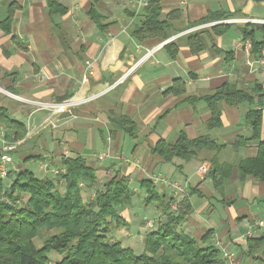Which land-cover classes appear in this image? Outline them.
Returning <instances> with one entry per match:
<instances>
[{"label": "crops", "instance_id": "0c3cea01", "mask_svg": "<svg viewBox=\"0 0 264 264\" xmlns=\"http://www.w3.org/2000/svg\"><path fill=\"white\" fill-rule=\"evenodd\" d=\"M50 1L60 3L66 12L50 13ZM147 1L0 0V106L28 128L27 135L15 142L20 146L17 164L35 173L48 166L41 177H53L64 156H83L97 168V183L104 184L114 174L128 177L133 202H145L147 190L141 182L152 180L161 196V202L153 206L159 214L155 224L141 222L137 235L125 231L132 220L129 205L120 211L126 225L113 230L112 239L125 240L131 248L138 242L144 248L147 232L165 219V203L177 197L171 183H187L182 199L188 200L190 212L183 229L197 239L213 229L211 242L220 241L238 255L240 264H264L247 253L248 238L264 236V181L241 180L236 168L241 159L258 151L259 139L251 138L252 126L246 120L250 108L263 109L260 140H264V101L262 105L223 104V125L209 128L211 111L206 102L186 99L207 94L225 82L250 91L260 84L264 90V70L251 52L252 41L241 33L246 24L243 19H264V0H162L165 14L181 11L167 38L178 53L173 56L175 47L163 46L141 61L164 41L158 37L139 41L131 33L143 20ZM92 7L103 15L106 26L90 17ZM212 13L234 15L193 25ZM9 14L13 15L11 23L6 21ZM215 24L220 28H213ZM256 29V39L264 40L263 25L256 23ZM193 32H201L204 43L198 53L188 43ZM175 79L184 85L183 94L166 92ZM86 96H91L89 101H77L58 115L38 104ZM114 113L131 116L139 128L137 136L117 129L110 120ZM1 127L14 135L11 128L0 123ZM181 133L190 139L208 135L225 145L218 151L219 158L233 165V174L222 191L210 177L197 172L215 150L172 161L154 152L160 139L173 143ZM108 151L113 156L97 159ZM153 175H163L168 181L156 182ZM216 264H227L225 257Z\"/></svg>", "mask_w": 264, "mask_h": 264}, {"label": "trees", "instance_id": "16d2710c", "mask_svg": "<svg viewBox=\"0 0 264 264\" xmlns=\"http://www.w3.org/2000/svg\"><path fill=\"white\" fill-rule=\"evenodd\" d=\"M50 13H64L66 8L57 1H50ZM90 17L101 27L103 15L95 7L89 11ZM234 13H212L201 18L195 24L212 20L229 18ZM143 20L135 25L131 33L137 40L147 38L169 37L172 21L179 19L181 11L163 12L162 0H148L143 9ZM12 14L6 21L11 23ZM215 24L213 28H220ZM9 32V25L3 26ZM264 27V24H263ZM225 28V27H222ZM256 23L247 22L241 27L244 38L252 41L251 52L257 57L262 56L264 40L255 37ZM201 32L188 35V43L193 53L204 48L200 37ZM168 42L166 47H175L173 56L178 53V47ZM185 87L179 79L166 92L183 94ZM191 103L204 100L211 111L207 123L209 128L223 125V104L237 106L248 102L262 105L264 90L257 84V89L239 88L236 83L225 82L213 91L201 96L186 98ZM112 124L130 136L139 132L136 121L127 114H112ZM246 120L252 126V139H259L256 155L241 159L237 165V175L241 180L254 177L264 181V140H260L263 123V109L250 108ZM0 123L11 128L14 135L6 134L11 142L23 139L27 126L16 119L10 118L5 107L0 106ZM224 144L210 139L208 135L190 139L181 133L178 139L171 143L160 139L154 152L165 161L175 157L190 160L202 150H215L216 153L208 161L210 170L207 174L213 180L214 187L222 191L233 174V165L221 161L218 151ZM97 168L83 156H64L62 167L55 177H41L29 168L12 169L7 177H11L7 185L0 176V264H216L221 257V248L211 242L213 229H209L200 239L192 236L182 227L190 212V204L183 198L177 210L171 209L174 197L165 203V219L149 230L146 234L145 246L140 254L122 241L114 240L113 230L126 225L120 211L132 204L134 192L129 178L114 174L103 184L102 189L95 192V198L87 202L85 193L97 184ZM62 185L63 190L60 189ZM141 185L146 188L145 204H150L161 198L156 185L150 179H144ZM27 195L25 204L21 203L23 195ZM46 233L41 247L35 243V238ZM61 256L55 262L51 253ZM247 253L254 259L264 260V236L248 238Z\"/></svg>", "mask_w": 264, "mask_h": 264}, {"label": "rangeland", "instance_id": "374dc122", "mask_svg": "<svg viewBox=\"0 0 264 264\" xmlns=\"http://www.w3.org/2000/svg\"><path fill=\"white\" fill-rule=\"evenodd\" d=\"M259 25H263V23H259ZM256 32H257V30H256ZM70 100H72V98L71 99H67L65 101H62V102H40V103H43L44 106H42L40 104H39V106H40V108L45 109V110H48L49 112L51 111L54 115H58L60 113L65 112L67 110L66 108H69V107L71 108L75 104H67L66 105V103H65L66 108H62L60 110H58V107L57 106L51 107L48 104L49 103H64V102H67V101H70ZM77 101L79 102V101H86V100H85V97L84 98H81V99H77V97H74V99L72 100V102H77ZM51 123H54V121H52ZM7 140L9 141V144L11 146H14L12 148V150H7V152L11 153L12 158H13V161L7 165V168H8V170H12V169H16V168L20 169V166L21 165H18L17 164V160H16V159H20L21 158V157L19 158V154L17 153V150L19 149L20 146H18V144L15 143V142H11L10 139H8V138H7ZM4 147H6V146H4V144L0 141V151H3L4 150ZM29 150H31V149H29ZM28 154H30V153H28ZM0 155H1V153H0ZM20 161H22V160H20ZM0 164H1V158H0ZM53 165H55V164H53ZM27 166H28V164L25 165V167H27ZM45 169H49L48 166L46 168L45 167H42L41 170L40 169H36L35 171H36V173H37L38 176H42V175H44L46 173L45 172L46 171ZM57 169L60 170L59 168H57ZM54 173H52L53 177H55L57 175V172H54ZM4 179H5L6 184L7 185H10V183L12 181L11 177L10 176L9 177L6 176V177H4ZM102 188H103V184L102 183H97L95 185V187L92 188V190H90L87 193H85V199H86V201L87 202L92 201L95 198V192H96V190L102 189ZM60 189L63 190L62 185L60 186ZM27 197L28 196L26 194L23 195V197L21 199V203L22 204H25V201H26ZM159 200L160 199H157L154 202H152L150 204H147V205L145 204L144 201H141V202H135V201L133 202L132 201V204H130V213H131V219L132 220L127 225V227L124 228V230L125 231L129 230V231H132L133 234H136V231L138 230V227H139V225H140L141 222H144V224L147 225L146 222L147 221H151L153 224H155L154 222L159 218V214L156 211V208H154L153 206L154 205H158L157 203H160L161 202ZM45 235H46V233L44 232L43 235L35 238L34 241H35V243H36V245L38 247H41L42 246V243H43V240H44V236ZM122 243H123L124 246H129L128 242H126L125 240H123ZM139 246H140V248H139ZM132 249L137 254H140L144 250V248L141 249V245H139V242L137 243V246L136 247H132ZM222 255L224 257V254L221 251V256ZM60 258H61V256L59 254H57L56 252H52L51 253V259H52V261L55 262L56 260H58Z\"/></svg>", "mask_w": 264, "mask_h": 264}, {"label": "built area", "instance_id": "2783aa9c", "mask_svg": "<svg viewBox=\"0 0 264 264\" xmlns=\"http://www.w3.org/2000/svg\"><path fill=\"white\" fill-rule=\"evenodd\" d=\"M147 3H145L146 5ZM243 22L247 23V22H256V23H263L264 24V19H253V18H247V19H243ZM171 39H166L164 41H162L159 45H157L154 49H151L148 51L147 55L141 59L144 60L146 57L152 55L154 53L155 50L165 46ZM257 65L259 66V68L264 70V50L262 53V56L260 58L257 59ZM126 79V76L122 77L120 79L121 82H123ZM87 80L86 75L84 76L83 82ZM91 98V96H87L85 97L86 101H89ZM74 99V97L72 98V100ZM72 100L64 102V103H49L48 105H50L51 107H58V110L62 109V108H66L67 104H75L76 102H72ZM66 103V105H65ZM38 104L44 106L43 103L38 102ZM63 105V106H62ZM67 110L70 109L66 108ZM0 141L4 144V150L0 151L1 155V164H0V176L1 177H6L8 175V168L7 165L9 163H11L13 161L12 155L11 153L7 152V150H12V148L14 146H11L9 144V141L6 138V134H5V130L1 127L0 128ZM110 156H113L112 151H108V152H104V153H100L97 155V159L98 160H104ZM210 170V163L209 162H203L199 165L198 167V174L201 175L202 177H204L205 175L208 174ZM152 179L156 182L161 181V182H166L168 181V178L163 176V175H153ZM171 189H172V193L177 196L176 199L171 203V208L172 210H177L179 207V203L182 200L183 195L186 193L187 189H188V184L187 183H180V182H172L171 183ZM147 223L149 225H152L153 223L151 221H147ZM217 246H219L221 248V251L224 254V257L226 259L227 264H240V259L238 257V255H236L234 252L229 251V249L225 246H223V244L218 241Z\"/></svg>", "mask_w": 264, "mask_h": 264}, {"label": "bare ground", "instance_id": "6f19581e", "mask_svg": "<svg viewBox=\"0 0 264 264\" xmlns=\"http://www.w3.org/2000/svg\"><path fill=\"white\" fill-rule=\"evenodd\" d=\"M63 106V105H62Z\"/></svg>", "mask_w": 264, "mask_h": 264}]
</instances>
